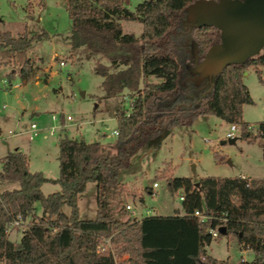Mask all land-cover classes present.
Returning a JSON list of instances; mask_svg holds the SVG:
<instances>
[{
  "label": "trees",
  "instance_id": "trees-1",
  "mask_svg": "<svg viewBox=\"0 0 264 264\" xmlns=\"http://www.w3.org/2000/svg\"><path fill=\"white\" fill-rule=\"evenodd\" d=\"M59 1L66 2L71 21V51L109 60V66L95 68L103 78L102 99L131 94L129 109L119 106L115 111L118 135L113 148L125 147L110 156L99 141L60 137L56 180L30 172L27 156L18 150L2 158L0 181L19 186L0 192L3 264H229L207 254L212 241L223 237L211 234L220 228H225L224 237L235 238L254 254L251 262L241 264H264V178L207 177L199 179L198 186L187 178L167 180L169 193L183 198L182 213L176 210L139 221L115 216L105 197L120 191L119 172L129 168L139 149L175 127L190 126L199 116L238 125L239 138L254 143L256 137L243 122V107L253 104L243 73L253 68L264 84V48L244 64L231 65L196 85L188 69L193 66V51L202 61L220 35L215 28H195L186 22L185 8L197 0H142L133 11L124 6L125 0ZM124 21L140 23V36L124 34ZM33 41L26 33L13 37L4 32L0 49L15 55L28 50ZM32 72V62L25 60L17 75L25 82ZM14 77L9 74L8 82ZM257 126L264 138V121ZM46 183L58 185L59 192L44 195L41 187ZM90 183L96 185L97 213L95 219L83 220L78 197ZM62 204L68 214L61 212ZM196 211L204 221L194 217ZM19 216L30 222L14 244L8 239V226ZM106 240L110 248L99 253L97 247ZM123 255L126 259L117 261Z\"/></svg>",
  "mask_w": 264,
  "mask_h": 264
},
{
  "label": "rangeland",
  "instance_id": "rangeland-1",
  "mask_svg": "<svg viewBox=\"0 0 264 264\" xmlns=\"http://www.w3.org/2000/svg\"><path fill=\"white\" fill-rule=\"evenodd\" d=\"M140 2L142 0H125L124 6L133 11ZM121 26L124 34L139 37L142 33L138 22L124 21ZM4 32H10L13 37L26 33L34 41L28 50L15 55L0 49V170L2 158L17 149L27 156L30 172L56 180L58 140L63 136L86 142L99 141L108 150L104 153L110 156L125 147L122 144L113 148L116 136L112 132L116 127L115 111L119 106L129 109L131 94L124 92L116 98L102 99L103 78L96 75L95 68L99 64L109 66V60L84 50L71 51V21L65 1L0 0V34ZM25 60L32 62L33 72L23 82L17 72ZM60 62H64L63 67ZM261 72L264 80V68ZM9 74H15L10 83ZM243 83L253 99L252 105L243 107V122L257 126L264 121V84L258 81L253 68L243 73ZM53 116L57 117L56 121L52 120ZM67 116L72 121L66 122ZM31 124L39 131L32 140L29 139ZM229 128L230 125L217 117L203 115L190 126L175 127L139 149L131 158L129 168L119 172L120 191L105 195L115 216L139 220L172 215L176 210L182 213L180 193L171 195L168 191L167 180L170 179L187 178L196 183L207 177L264 178L261 144L241 140L238 131L234 145H220L226 141ZM154 183L156 188H153ZM18 187L15 182L0 181V192ZM59 190V186L52 183L41 187L44 195ZM77 205L81 219H95V184L87 185ZM61 212L68 214L69 209L62 204ZM36 214H41L39 204H36ZM24 230L25 226L9 230L8 239L17 244ZM207 254L228 260L229 264L254 259V254L239 245L235 238L224 236L212 241ZM125 259L123 255L117 261Z\"/></svg>",
  "mask_w": 264,
  "mask_h": 264
},
{
  "label": "water",
  "instance_id": "water-1",
  "mask_svg": "<svg viewBox=\"0 0 264 264\" xmlns=\"http://www.w3.org/2000/svg\"><path fill=\"white\" fill-rule=\"evenodd\" d=\"M186 22L195 28H215L219 43L212 45L198 62L193 51L189 72L196 85L211 80L231 65H242L264 48V0H197L185 8ZM237 138L220 142L234 145ZM196 186L199 184L196 183ZM219 233L225 235V228Z\"/></svg>",
  "mask_w": 264,
  "mask_h": 264
},
{
  "label": "built area",
  "instance_id": "built-area-1",
  "mask_svg": "<svg viewBox=\"0 0 264 264\" xmlns=\"http://www.w3.org/2000/svg\"><path fill=\"white\" fill-rule=\"evenodd\" d=\"M59 65H60V67H63L64 66V62H60ZM52 120L56 121L57 117L53 116ZM65 121L66 122H68V121L70 122V121H72V118L70 116H67L65 118ZM238 131H240V127L238 125H230L229 131L225 135V140H229V139L235 138V133L238 132ZM247 131L250 132L254 137H256V141L255 142H257L258 144H261L262 151H263V161H264V138H262V134L263 133L259 131L258 126H256V125L254 126L252 124H249V126L247 127ZM29 134H30V137H29L30 140H32L33 138H35V137H37L39 135V131H38V129H37L35 124H31L30 125ZM51 134H53V133L51 132ZM112 135L117 136L118 135L117 131L114 130L112 132ZM241 177L244 178V176H241ZM156 187H157V184L154 183L153 184V188H156ZM182 199L183 198L180 197L181 201H182ZM126 209L127 210H131V207L130 206H126ZM193 215H194V217L198 218L200 221H204L205 220V217H203L198 211L194 212ZM26 225H28L27 220H23L19 216V217L14 219L9 224L8 228H9V230H11V229H16V228H21V227H24V226L26 227ZM9 230H8V232H9ZM218 233L219 232H217V231H211V234H212V236L214 238L217 237ZM109 248H110L109 241L106 240L102 245H99L97 247V251L99 253H101V252L107 251ZM0 261H1V259H0Z\"/></svg>",
  "mask_w": 264,
  "mask_h": 264
},
{
  "label": "crops",
  "instance_id": "crops-1",
  "mask_svg": "<svg viewBox=\"0 0 264 264\" xmlns=\"http://www.w3.org/2000/svg\"><path fill=\"white\" fill-rule=\"evenodd\" d=\"M247 123H248V122H247ZM248 124H252V123H248ZM86 130H88V131H89V129H86ZM114 130H116V127H115V129H114ZM16 150H17V149H16ZM16 150H15V151H16ZM18 151H20V150H18ZM241 176L247 177V176H245V175H241ZM159 216H167V215H159ZM143 218H144V217H143ZM141 219H142V218H141ZM141 219H139V220H141ZM139 220H138V221H139Z\"/></svg>",
  "mask_w": 264,
  "mask_h": 264
}]
</instances>
